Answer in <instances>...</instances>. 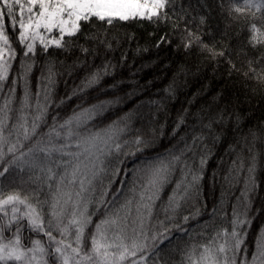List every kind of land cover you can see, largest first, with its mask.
<instances>
[{"label": "snow or ice", "instance_id": "1", "mask_svg": "<svg viewBox=\"0 0 264 264\" xmlns=\"http://www.w3.org/2000/svg\"><path fill=\"white\" fill-rule=\"evenodd\" d=\"M172 2L0 0V100L3 101L0 104V177L11 178V184L22 186L18 190H8V185L0 186V264H147V257L142 255L146 247L153 257L159 256V252L154 251L155 244H145L149 232L152 233V241L159 240L163 244L171 238L173 230L188 235L193 242L174 249L181 256L179 261L170 256L159 264H264V227L256 235L251 252L246 244L248 228L251 227L247 204L249 193L255 188L259 166V153L254 150L259 138L256 132L251 133V145L247 136H243L238 141L241 143L239 151L233 144L228 146L226 154L235 158L224 180L230 186L243 184L232 206L231 218L225 215L217 228L215 223L219 212L214 208L212 222L202 225L197 234L207 239L199 242H195L187 230L175 222L177 210L190 202L196 210L183 216V224L201 214L196 206L199 182L212 148L220 143L232 121L231 114L226 115V109L207 119L197 113L200 130L197 132L193 128L190 142L188 133H185L180 137L183 147L173 146L164 155L142 161L130 174L124 168L125 161L142 155L155 144L153 137L157 135L155 122L158 113L166 112L167 101L175 94L171 84L164 89L165 96L142 102L149 108H155L148 120L150 136H145L140 129H133L135 111L125 113L107 125L103 121L100 125L90 123L97 117H103L109 107L122 104L123 98L119 96L89 108L73 110L67 118L53 115L52 122H48L51 85L60 74L57 61L50 58L53 54L49 49L69 52L78 47L87 53L89 49L78 43L79 35H85L86 39L96 37L83 32L82 22L93 25L99 21L110 27L117 21L126 23L130 20H147L157 25L166 23L171 18L166 9ZM226 2L235 5L234 9H227L232 21L239 24L244 20L250 25L252 35L249 43L253 47L264 45V0H242L243 8L237 0H221L222 10ZM233 11L237 15H233ZM245 12L251 15V22ZM256 13L260 15L257 17ZM257 19L260 26L255 22ZM6 22H10L12 31L16 33L15 41H18L19 48L14 46L12 35L6 31ZM164 40L172 43L167 36L161 37V41ZM179 41L176 47L183 44L186 52L190 53L194 46H199L200 52H206L214 61L225 57V51L217 50L215 43L203 41L199 29L194 31L185 27ZM107 48L111 50L110 42ZM40 56L49 57L45 59L41 75V80H46L47 85H39L33 94L31 75ZM17 60L18 69L14 67ZM227 62L229 75L233 70L241 71L230 58ZM59 63L63 65V61ZM75 66L85 71L81 91L100 86L106 77L113 75L115 67L108 60L100 65L87 66L83 61H77ZM248 68L249 71L244 72L247 78L264 83V53L259 60H249ZM13 72L15 75L8 85ZM118 85L119 82L109 87L114 90ZM18 88L22 95L19 106L14 108ZM13 112L14 118L10 115ZM187 114V109L178 114L172 136L186 125ZM239 120L237 116L234 131L239 129ZM165 127L164 124L159 125L160 137L165 135ZM133 131L137 134L129 135ZM197 159L199 167L195 166ZM22 173L27 174V179ZM177 173L179 178L174 180ZM109 175H123L122 187L112 190L113 179H108L105 186ZM170 184L173 187L164 212L165 219L172 223L166 226L164 221H158L163 231L157 232L153 223L154 209L165 187ZM26 185L35 187L26 189ZM92 205L95 208L90 210ZM101 206H104L102 213ZM98 213L100 217L94 221ZM25 227L30 234L22 236ZM153 264H156L155 260Z\"/></svg>", "mask_w": 264, "mask_h": 264}, {"label": "trees", "instance_id": "2", "mask_svg": "<svg viewBox=\"0 0 264 264\" xmlns=\"http://www.w3.org/2000/svg\"><path fill=\"white\" fill-rule=\"evenodd\" d=\"M239 6L243 8L242 0H237ZM235 5L225 3L224 9L221 7V0H173L168 6L171 17L166 23L159 25L147 20L128 21L114 23V26H107L102 22H95L93 25L83 24V32L94 34L95 39H86L85 35H79L78 43L89 49L87 53L82 52L78 47H73L69 52H63L60 49H49L52 57L57 61L56 67L60 74L55 77V82L51 85L50 103L48 106V122H52L53 115L59 114L63 118L72 115L73 110L79 111L83 108H89L103 100H114L117 96L123 98L120 105L109 107V110L103 117H97L90 123L104 125L111 123L125 113L135 111L137 115L133 119V129H140L145 136H150V126L148 120L151 119L155 108H149L146 102L150 99H160L165 96L164 89L170 84L174 88V97H169L166 104V112L158 113V119L155 124L157 135L153 137L155 144L147 149L142 155L136 158L129 157L125 161L124 168L131 173V170L141 164L142 161L153 159L156 156L164 155L173 146L183 147L180 137L188 133L189 142L193 128L199 131L197 113L203 115L206 119L210 115H215L218 111L226 109V115L231 114L232 121L225 129V134L220 143L212 148V155L207 160L203 169V178L199 182V198L197 205L200 209V215L196 219H190L187 224H183V216L194 213L196 208L191 205L177 210L175 222L181 224L186 229L195 242L207 239L197 235L201 231V226L206 222H212L213 209H218L215 226L218 228L223 223L226 215L231 218L232 206L239 196L243 184L230 186L225 182L224 177L235 158L234 155H228L229 144L236 146L237 151L241 147V138L247 136L248 143L251 145L252 132H256L259 138L255 142V151L259 153V166L256 170L255 188L249 193V202L247 204L248 217L251 220V227L248 228V238L246 244L249 252L253 250L256 235L261 227H264V83L256 79H249L244 75L248 72V61L259 60L261 53H264V45L253 47L249 43L252 33L250 25L241 20L239 24L235 23L228 16L227 9ZM254 11V10H253ZM233 15H237L233 11ZM249 22L252 17L245 12ZM260 14L256 13L258 17ZM203 18V22H201ZM260 26V21H255ZM178 26V27H177ZM185 27L197 30L202 33V39L207 44L215 43L217 50H224L225 57H219L218 62L212 60L207 53H201L199 46H194L191 52H186L183 44L177 48L180 43L179 36L184 32ZM106 30V31H105ZM6 31L12 35L14 46L19 48L18 41H15L16 33L12 31L10 22H6ZM167 36L172 43L167 40L161 41V37ZM101 41H104L101 43ZM111 43V50L107 44ZM159 44V47L157 45ZM95 49V51H93ZM49 57L40 56L37 64L33 68L31 75V89L36 93L39 85H47V81L41 80L45 59ZM230 58L237 68L241 71H232L229 75L230 65L227 62ZM111 61L115 65L113 75L106 77L100 86L81 91V80L84 78L83 68H77L75 62L83 61L87 65H100L103 61ZM63 61V65L59 62ZM19 61L14 67L18 69ZM69 69H71L69 71ZM15 75L10 74L8 85ZM119 82L116 89H111L109 85ZM101 89H104L103 91ZM7 87L5 88V95ZM131 94V96H129ZM22 91L17 89V100L13 107L19 106V97ZM63 101V103H61ZM3 101L0 100V104ZM140 105V107H137ZM187 109L186 125L182 126L176 136H172V130L177 123L178 114H182ZM13 118L15 112L10 113ZM239 116V129L234 131L236 117ZM205 119V122H206ZM9 123H12L10 120ZM166 125L165 135H158L159 125ZM251 130V131H250ZM136 131L129 135L135 136ZM211 146V141H208ZM190 155V154H189ZM245 155H249L245 149ZM196 167H199V160L196 161ZM18 171V170H16ZM8 174H6L7 177ZM27 179V174L22 173ZM15 176V172H13ZM177 173L174 180L178 179ZM113 179L112 190L122 187L120 181L124 179L123 175L111 176L105 179ZM8 185V190L19 189V184H11V178L0 177V186ZM27 188H34L35 185H26ZM124 192H127V185L123 186ZM173 185L165 187L161 194V200L157 201V207L154 209V220L156 231L162 232L158 221H164L168 226L171 220L165 219L164 206L167 205L168 195L171 193ZM47 189L45 188V191ZM99 189L97 190V193ZM130 195V193H129ZM123 196V194H122ZM111 199V192L109 193ZM95 205L90 206L93 210ZM104 206H101V213ZM171 215V212L168 213ZM100 214L94 217L98 220ZM25 223L26 222H22ZM211 231V229H209ZM30 234L25 227L22 229V236ZM10 235V233H6ZM152 233L149 232V239L145 241L146 245L155 244L154 251L159 252V256L153 257L146 247L142 255L147 257V264H156L168 257H174L177 261L181 259L179 253L174 249L183 248L185 244L190 245L193 240L188 235L173 230L171 238L165 240L163 244L151 240ZM182 237V239H178Z\"/></svg>", "mask_w": 264, "mask_h": 264}]
</instances>
